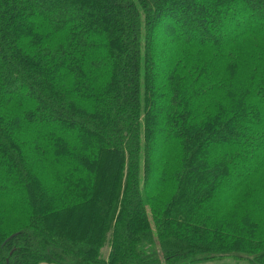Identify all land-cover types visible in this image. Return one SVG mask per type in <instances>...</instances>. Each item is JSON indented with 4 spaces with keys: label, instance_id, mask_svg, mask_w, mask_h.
<instances>
[{
    "label": "trees",
    "instance_id": "trees-1",
    "mask_svg": "<svg viewBox=\"0 0 264 264\" xmlns=\"http://www.w3.org/2000/svg\"><path fill=\"white\" fill-rule=\"evenodd\" d=\"M40 1L0 0V264H264V0Z\"/></svg>",
    "mask_w": 264,
    "mask_h": 264
},
{
    "label": "rangeland",
    "instance_id": "rangeland-1",
    "mask_svg": "<svg viewBox=\"0 0 264 264\" xmlns=\"http://www.w3.org/2000/svg\"><path fill=\"white\" fill-rule=\"evenodd\" d=\"M37 1V0H34V2ZM41 7L44 9L45 7L47 8H52L54 10L55 7H58L57 5H55L54 2H52L51 0H41ZM216 6V5H213V7ZM61 12H58V11H53V15L55 16V20H56V23L58 24H62L63 23L61 21H59V15H60ZM68 14H71V17H75V12L73 13L72 11H69L67 12ZM213 24V23H212ZM226 32L221 30V31H217L215 32V36L212 37V39H221V38H224ZM158 43V42H157ZM163 101V97H160L157 99V102H162ZM262 123L264 124V120H262ZM169 128L168 125L166 123H163V125H161L159 128ZM155 143H154V157H156L159 153H160V147H161V141H160V138L157 136L156 139H155ZM264 145V139L263 140H258L254 143V146H252L253 148H256V149H259V150H264V147H262ZM262 147V148H261ZM153 185L156 184V183H152ZM222 258V259H220ZM215 259V258H214ZM248 262L247 261H244V260H238V259H231L230 257H218V259H211L209 262H201V264H247Z\"/></svg>",
    "mask_w": 264,
    "mask_h": 264
}]
</instances>
